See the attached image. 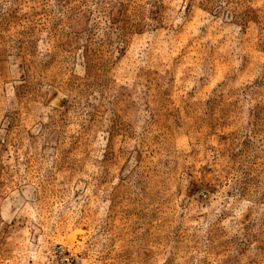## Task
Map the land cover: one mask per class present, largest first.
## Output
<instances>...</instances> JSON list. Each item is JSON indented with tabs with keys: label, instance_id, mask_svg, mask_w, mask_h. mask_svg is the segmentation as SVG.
Here are the masks:
<instances>
[{
	"label": "rangeland",
	"instance_id": "1",
	"mask_svg": "<svg viewBox=\"0 0 264 264\" xmlns=\"http://www.w3.org/2000/svg\"><path fill=\"white\" fill-rule=\"evenodd\" d=\"M0 264H264V0H0Z\"/></svg>",
	"mask_w": 264,
	"mask_h": 264
}]
</instances>
